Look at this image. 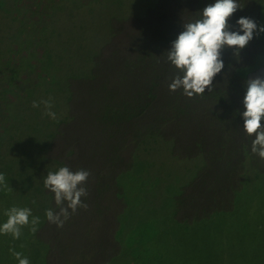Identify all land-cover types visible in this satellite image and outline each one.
Masks as SVG:
<instances>
[{"label":"trees","instance_id":"obj_1","mask_svg":"<svg viewBox=\"0 0 264 264\" xmlns=\"http://www.w3.org/2000/svg\"><path fill=\"white\" fill-rule=\"evenodd\" d=\"M75 1L79 3L77 8L88 6L90 11L94 4L104 1L102 4L107 5L110 0H61L57 8L64 9ZM116 1L121 5L126 2ZM56 3V0H0V173L4 174L8 185L7 189L0 186V224L7 220L6 209L27 207L32 210V216L39 217L38 231L48 221L45 213L52 207L46 195L53 198V193L45 190L44 179L48 172L62 166L72 171H89L83 185L88 193L81 197L83 203L89 204L92 200L99 203L98 197L114 185L118 187L117 196L127 204L129 200L122 191L119 177L121 172H113L111 180L104 181L103 164L109 167L119 161L124 166L122 170L136 172L139 176L149 171L153 162L146 154L152 150L161 152L162 161L168 163L158 162L160 173L152 182L144 180V183L168 180L163 183L164 189L153 188L151 196L166 201L174 197V208L170 211L181 214L185 222L199 215L221 214L225 205L229 210H236L237 194L248 181L254 183L259 179L258 188L261 189L264 159L251 151L254 136L246 134L240 114L244 111L242 100L248 73L264 64V33L254 35L239 56H234L231 48H225L222 52L224 68L214 78L211 90L188 97L182 88L172 91L168 87L173 78L182 73L167 60V50L183 30V24L199 19L202 9L214 0L147 1L151 4L144 17L118 16L119 20H135L139 26L129 29L124 47L104 53L106 40L82 58L81 65L75 63L74 67L64 60L59 65L58 60L64 58L63 51L59 45H50L53 38L58 41L60 36L56 35V25L47 29L46 24L50 21L54 24L57 20ZM238 3L242 8L229 20L233 26L231 30L238 28L236 20L241 16L264 25V0H238ZM68 9L71 8H66V13ZM115 11L124 14L119 8ZM115 11L110 17L117 14ZM156 19L166 25L158 29L160 42L165 45L161 49L150 36L151 22ZM167 28L168 31H162ZM59 94L62 95L61 106L55 102ZM44 100H51L55 119L45 114ZM33 101L39 107H33ZM112 142L114 146L109 150ZM195 147L196 152L192 150ZM204 148L209 150L207 154ZM192 153L195 154L190 157ZM178 155L183 160L189 156L190 163L185 165L189 169L202 168L193 182H183L185 190L179 189L182 185L178 187L175 197V186L182 179L172 172ZM79 158L84 163L78 162ZM96 161L101 164L97 176L92 174L94 166L90 167ZM197 172L198 169L190 176H196ZM92 176L94 189L90 183ZM130 184L124 182L126 190L134 191L136 198L138 188L134 190ZM148 189L147 185L143 187L137 198L145 197ZM180 205L182 212H178ZM69 212L62 227L56 224L52 227L70 231L69 226L78 215H86L85 221L88 220V206L86 209L78 207L75 213L69 209ZM65 223L69 224L68 228L64 227ZM117 223L116 232L121 234L127 226L122 229L124 222L117 220ZM88 226L89 220L85 224L86 228ZM30 228L31 224L24 226L19 239L0 234V248L4 251H0V264H18L10 249L21 252L30 264L38 261V264H54L45 254H50L49 250L59 243L63 233L59 232L54 238L38 236L37 231L33 233ZM111 234V241L120 240L119 236ZM71 248L67 250L71 252ZM132 251H129L132 256L128 261L135 260ZM151 253V250L145 251L147 262L138 264H173L162 261L158 253L150 257ZM71 256L66 253L64 261L67 264L72 261L73 264H92L89 254L85 255L86 262ZM118 261L112 264L124 262Z\"/></svg>","mask_w":264,"mask_h":264},{"label":"rangeland","instance_id":"obj_2","mask_svg":"<svg viewBox=\"0 0 264 264\" xmlns=\"http://www.w3.org/2000/svg\"><path fill=\"white\" fill-rule=\"evenodd\" d=\"M147 1L150 2V0H126L122 5L116 0H110L107 5H103L104 1H101L98 5L94 4L92 10L88 11V6H85L84 9L81 7L77 8L79 4L77 1L75 3L70 2L64 9H58L57 7L60 5L61 0H56L57 14H55V17L57 20L54 24H50L52 21L46 24L47 29H50L52 25H56V35L60 34L57 37L58 41L53 38L50 42L51 46L57 47L59 45L63 51L64 58L58 60L57 63L61 65L64 60L66 63L69 62L71 67H74L75 63L81 65L82 58L86 57L90 52H94L99 44L106 42V40L108 42L104 53L124 47L127 43L125 35L127 36V33H130L129 29L138 28L139 26L135 20L127 21L123 18L119 20L118 16L138 15L144 17L150 7L149 4H151H147ZM69 7L71 9H68L66 13L65 9ZM118 8L124 14L115 11ZM114 11L117 14L110 17ZM151 23V41L156 43L157 46L160 44L159 49H161L165 45L160 42L158 29L161 27L166 28V25L162 24L158 19L153 20ZM168 30V28L167 30L162 29L164 32ZM28 60L31 61L30 58ZM257 75L264 76V64L251 70L248 73V78ZM234 85L237 86L238 84ZM61 97V94L55 97V102L59 106L62 105L60 104ZM112 146H114L113 142L110 146L108 145L109 150L112 149ZM9 147L11 148V145ZM192 150L198 151L197 147ZM208 151L207 148L203 149L205 154ZM193 154L195 153L189 154L190 157ZM90 155L91 153L88 154V156ZM146 156L153 163H150L151 166L148 167V172L139 174V176L136 172L131 174L132 172L129 173V170H122L124 166L119 161L109 167L105 163L103 164L105 169L102 180L104 181H110L113 172H121L119 177L122 181V191H124L125 197L129 200L127 204L122 201L121 197L117 196L116 190L118 187L108 185V190L106 189L104 195L98 197L100 204L94 203V200L87 204L89 211V226L87 228L85 227V224L88 223V220L85 221L86 215H78L77 219H74L73 225L69 226V224L66 225L65 223L64 227L68 228L69 226L70 231L57 230L52 227V224L55 223L45 221L46 223L37 231L38 236H51L54 238L59 232L63 233L60 235L58 244L54 240L56 245H53L51 250H49L50 254H45L49 261L54 264L59 262L67 264L64 261L65 255L66 253H71L72 258L84 259V262H86L85 255L89 254L92 264H112L118 260V262H123L124 260L122 264H138L143 261L147 262L148 255L145 256V251L149 253L151 250L150 257L153 253H158L161 254L162 261L172 262L173 264H264V179H261V189L258 188L259 179L254 180V183L248 181L243 184L237 194V204L234 206L236 210L234 208L229 210L228 205H225L221 214H212L204 217L199 215L196 218H189L185 222L181 218V214L170 211L172 207L174 208V197L166 201V199L162 200L161 198L156 200L151 196L150 191L153 188H156L157 191L164 189L163 183L168 180L160 179L159 183L151 184L144 183V180L152 182L156 174L160 173V162H168L167 160L162 161L164 157H162L161 152L156 150H152ZM179 156L172 165V172L176 176L180 175L182 177L175 186V197H177L179 189H186L183 182L185 180L190 183L193 182L202 168V166L196 168L198 169L196 176H190L193 172H196V169H189L185 166L190 163L187 161L190 159L188 158L189 156H185L184 160L180 159ZM198 158H201L200 154ZM103 159L105 160L106 158ZM78 162L84 163L81 158H79ZM91 166H94L92 174H96L101 167L100 161L90 164ZM111 169L112 172H110ZM125 181L131 183L129 187L134 190L138 188L136 190L138 192L135 193L137 194L136 198L133 195L134 191L126 190L128 187L124 186ZM90 183H92L94 189L95 181L93 176ZM146 185L150 189L146 191L145 197L141 195L140 199H138L139 193ZM179 186L181 188L178 189ZM176 189L178 190L175 191ZM45 190L51 193L50 190ZM52 195L53 198L46 195V201L48 203L51 202L49 207L52 204L51 209L54 212H58L59 206L55 204L54 193ZM147 196H149L148 199ZM163 196L167 198L168 195L163 193ZM35 199H38V197ZM181 205L178 212L183 211V206ZM64 206L66 207V202ZM77 213L79 214L80 211ZM117 220L124 222L122 229H124L125 225L127 226L123 233L121 231V234L116 232ZM111 233L119 236L120 240L111 241ZM88 237L90 240H88ZM101 246L107 247V250H103ZM69 247H72L71 252L67 250ZM133 248H135V252ZM130 250H133L131 254L136 256L134 261L127 260L132 256L130 255ZM0 251L4 252L1 248ZM2 252H0V255ZM95 252L98 256L97 258H95ZM71 263L73 264L74 261ZM77 263L80 264L79 262Z\"/></svg>","mask_w":264,"mask_h":264},{"label":"clouds","instance_id":"obj_3","mask_svg":"<svg viewBox=\"0 0 264 264\" xmlns=\"http://www.w3.org/2000/svg\"><path fill=\"white\" fill-rule=\"evenodd\" d=\"M242 8L238 0H214L207 4L201 12V17L194 22L183 24V30L171 42L167 50V60L179 70L182 75H176L168 85L175 91L182 88L185 95L193 97L202 95L205 90H211L214 78L224 68L222 52L231 48L234 56H239L254 38L264 33V25H258L252 18L241 16L236 20L238 28L231 30L229 23L234 13ZM242 33V34H241ZM45 114L55 119L51 111V100H44ZM244 111L243 129L249 136H254L251 151L264 159V76L250 77L245 82V93L242 100ZM33 107H39L33 101ZM90 173L87 170H70L62 166L54 172H48L44 179V187L54 193L55 204L59 211L48 209L45 213L50 223L62 227L64 221L78 207L87 208L81 197L87 196L83 186ZM0 186L8 188L4 174L0 173ZM66 202V207L64 206ZM6 222L0 224V234H10L13 239H19L21 229L31 224L30 231L35 233L40 223L39 217L32 216V210L27 207L13 206L5 210ZM31 217V219H30ZM18 264H30L29 259L21 252L10 249Z\"/></svg>","mask_w":264,"mask_h":264}]
</instances>
